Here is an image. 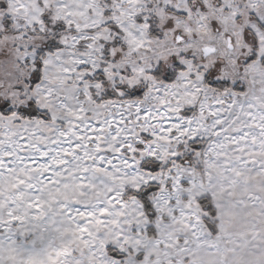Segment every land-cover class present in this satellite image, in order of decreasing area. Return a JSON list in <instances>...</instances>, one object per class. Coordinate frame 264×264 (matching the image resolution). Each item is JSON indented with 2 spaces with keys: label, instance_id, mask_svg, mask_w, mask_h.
Instances as JSON below:
<instances>
[{
  "label": "clouds",
  "instance_id": "1",
  "mask_svg": "<svg viewBox=\"0 0 264 264\" xmlns=\"http://www.w3.org/2000/svg\"><path fill=\"white\" fill-rule=\"evenodd\" d=\"M0 264H264V0H0Z\"/></svg>",
  "mask_w": 264,
  "mask_h": 264
}]
</instances>
